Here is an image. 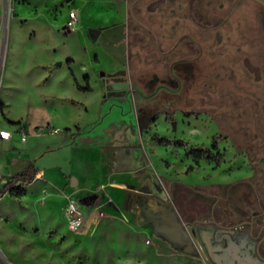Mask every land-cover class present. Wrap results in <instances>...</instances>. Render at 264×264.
I'll return each instance as SVG.
<instances>
[{"label": "rangeland", "instance_id": "obj_1", "mask_svg": "<svg viewBox=\"0 0 264 264\" xmlns=\"http://www.w3.org/2000/svg\"><path fill=\"white\" fill-rule=\"evenodd\" d=\"M221 1L225 4L222 9ZM234 1L199 0L198 8L205 13L210 9L213 18L209 15L208 25L216 26ZM241 5L245 8L236 12L227 23L229 31L218 37L221 29H213V45L198 36L204 51L213 52L217 62L214 70L195 71L193 76L182 72L180 86L167 83L169 91L163 90L162 83L152 88L139 86L138 97L152 94L151 98L140 102L141 105L149 109L153 99L161 100L156 114H164L166 119H159L154 126L152 121L145 123L142 125L145 133L139 136L140 142L146 144L152 167L158 174L150 191L116 185L118 192L113 196L107 195L106 187L90 194L73 195L71 199L81 205L85 215L84 224L72 230L64 214L68 202L64 206L62 194L50 187L46 188L48 192L42 191L46 183L43 177L29 185L27 203L15 201V197L0 201V264H206L203 258L179 252L154 235L150 224L139 222L130 203L141 195L157 194L171 199L179 207V197L185 195L189 209H193L196 205L193 199L199 194L197 190L207 191V183L214 176L217 179L222 174H234L240 168H248L250 161L257 164L260 159L264 161V154H256L252 149L260 141L249 135L245 137L249 129L254 132V128L247 127L253 125L254 119H264V6L255 0H242ZM71 8L78 9L80 17L77 25L70 29L66 22ZM113 12H122L125 17L128 12L126 2L0 0V127L16 126L5 119L17 117L28 118L32 123L53 119L63 124L80 121L84 125L99 116L103 84L99 78L108 80L107 91L116 92L111 89L112 76L102 74L112 67L113 58L103 52H99V57L94 51L90 41L99 49L102 45L93 38L90 29L102 31L103 26L97 22H108L109 13ZM197 30L211 34V29ZM193 48L191 55L198 52V47ZM240 54L250 55L258 66L255 71L260 75L255 77L256 84L247 66L245 72L237 71L235 75L225 71L232 66L228 58ZM69 59L75 61L77 71L91 73L93 84L87 77L85 86L92 90L94 85L95 92L77 91L73 87ZM194 65L196 69L205 66L204 61ZM46 68L53 69V74L43 83L42 78L47 77H43ZM3 77L5 86L2 85ZM155 92L159 93L156 97ZM179 94L181 97L177 102L168 103L169 98ZM180 108L181 112L178 111ZM228 122L232 126L228 127ZM53 128L57 127L45 125L37 133L58 135L68 131L63 128L54 131ZM227 133L231 139L225 137ZM30 135L28 142L14 139L0 145L2 154L9 152L14 156L15 153V157L22 154L15 161L18 163L16 168L34 156V147L38 143H35V136ZM213 138L218 144L216 149L212 148ZM82 143L57 151L51 157L55 156L54 162L65 171L78 175L83 180L82 185L95 186L101 156L86 147L88 140ZM193 148H202L220 158L221 166L214 169L217 167L213 165L214 161L205 158L196 164L189 154ZM190 166L192 168L188 169ZM53 172L61 178L59 170ZM65 180L66 185L70 184L71 176L67 175Z\"/></svg>", "mask_w": 264, "mask_h": 264}, {"label": "flooded vegetation", "instance_id": "obj_2", "mask_svg": "<svg viewBox=\"0 0 264 264\" xmlns=\"http://www.w3.org/2000/svg\"><path fill=\"white\" fill-rule=\"evenodd\" d=\"M124 1L128 8L126 36L129 41L143 43L149 54L143 59V66L155 71L153 77L145 83V87L152 88L157 83H162L163 90L167 91H169L167 83L180 86L182 72L193 76L195 71L211 72L215 69L217 62L214 60L213 52L209 50L205 52L199 38H204L206 43L213 45L215 38L213 29L218 31L221 29L222 33H218L217 36H222L230 30L227 23L232 20L231 18L245 8L241 5L242 0L234 1L230 11L218 24L210 26L208 22L211 19L208 17L210 15L213 18V14H210L212 11L208 9L205 13L199 10V0ZM219 5L223 8L225 4L221 1ZM197 28L211 29V34L199 32ZM182 29L186 30L179 33ZM122 36L121 27H117L99 32L98 38L105 46H110L113 38ZM193 46L198 47V52L191 55ZM153 53L156 55H152ZM205 54L207 55L204 56ZM252 59L246 54L228 58L232 61L230 62L232 66L225 71L235 75L237 71L245 72L247 66L248 73L253 76L256 84L255 77L260 74L256 73L258 66ZM200 61H204L205 66L196 69L194 63ZM158 73L165 76L161 77ZM158 94L155 92L154 96ZM163 95L167 97L166 93ZM177 97L169 98L168 103L177 102L181 95ZM160 101L153 99V106L145 111L151 113L152 119L158 115L156 112L162 103ZM259 120L254 119L253 125L247 126L254 128V132L249 129L245 132L247 134L245 137L250 136L259 140L260 142L252 149L256 154H264V119ZM226 125L232 126L230 122ZM225 137L231 139L228 133ZM214 146L217 148L218 144L213 138L212 148L216 149ZM234 149L239 152L237 148ZM214 164L217 165L215 161ZM247 166L245 169L240 168L242 174L232 180L212 182L208 185L207 191L197 190L199 194L193 199L196 203L193 209H189L185 195L179 197V207H176L171 199H164L159 195H141L133 199L130 206L138 214L139 220L147 219V208L153 204L150 197L157 196L162 201L170 200L185 227L191 226L190 231L196 236L204 252V256L201 253L195 256L203 258L206 264H264V161L260 159V164L250 161Z\"/></svg>", "mask_w": 264, "mask_h": 264}, {"label": "crops", "instance_id": "obj_3", "mask_svg": "<svg viewBox=\"0 0 264 264\" xmlns=\"http://www.w3.org/2000/svg\"><path fill=\"white\" fill-rule=\"evenodd\" d=\"M123 14L122 12L121 14L114 12L109 13L110 20L108 22H97L99 25L103 26L102 31L121 27L122 38H113L110 46H105L104 43L100 41V38H95L93 36L94 39H98L101 43L102 49H99L94 42L90 41L91 46H94V51H96L97 54L103 52L113 58V62L111 63L112 67L106 69L102 74L112 76L113 81L111 82V89L113 92L114 90L116 91L114 94L107 91L108 80L102 79L101 77L99 78L103 83L99 107L101 110L99 116L94 121L87 122L84 125L80 121H76L73 124H63L53 119H45L44 121H35L32 123L28 118L17 117L8 120H20L23 123L16 124V126L13 127L10 125H3L0 127L9 128L12 131V137L10 139L6 140L0 138V145L14 139L21 142H28L29 136H31L30 134H33V137L35 136V143H38V145L34 147L35 152L33 158L27 159L24 164L17 168L16 165H18V163L15 161L19 160L22 154H19L20 156L16 154L15 157V153L14 156L9 152L0 153V188L14 174L24 170L30 163H33L38 169L33 182L24 185L26 190L25 194L20 197H15L7 193L0 198V201L5 197H15V201L20 200L27 203L29 185L35 183L39 179H43V177H45L44 181L46 183L43 185L42 191L48 192L47 189L50 187L52 191L61 193L62 195L60 198L64 206L71 200L73 195L90 194L92 191L100 190L103 187H106V193L109 196H113L118 192L116 185L125 186L130 190L150 191L151 183H155V176L158 174L152 167L147 146L144 142H140L139 136H143L145 133L142 131V125L145 123L152 121V125L154 126L159 119H166L164 114H158L152 119L151 113L145 112L148 108L143 107L140 102L151 98V93L145 96L142 95L141 97L136 95L139 92V86L142 84L146 86L145 83L153 77L152 74H154L153 72L155 71L143 66V59L149 56L143 43L129 42L128 38L126 39L127 14L125 17ZM113 23H115V25L111 26ZM102 31L100 30V32ZM122 44L124 45L123 48H121ZM152 55L156 54L153 53ZM69 61H71V63L68 64L69 76L73 87L77 91L80 90L75 84V78L81 87H85V79L87 77L89 78V82L93 84L90 72L77 71L74 65L75 61L72 59H69ZM44 72L45 74L43 77H47L46 79L42 78V81L46 83L49 81L50 75L53 74V69L46 68ZM4 75L5 72L3 76ZM158 75L161 77L165 76L162 73H158ZM155 77L157 76L155 75ZM4 82L5 78L3 77V86H5ZM92 87L93 89L90 93L96 90L94 85H92ZM137 102H139V106H137ZM178 111L181 112V108ZM45 125L68 129V131L67 133H57L58 135H55L56 133L48 135L37 133L38 129L36 127L40 126V128H42V126ZM21 128H25L30 132V134H27V139L25 141L21 139V134L19 132ZM96 128H98V130ZM84 140L89 141V145L86 146L88 149L95 150V152L101 156L97 168L99 179L95 186H89L88 184L82 185L81 183L83 180H81L78 175L68 170L65 171L63 166L54 162L55 156L51 157L52 154L64 148L69 149L71 146H80V144H83L82 142ZM149 146L155 147V144H150ZM27 147L28 146H25V148ZM215 166L217 167L214 169H218L221 165ZM58 167H60V169ZM211 167L213 168V166ZM55 170H59V174L61 172V178L56 176L53 172ZM241 174L242 173L237 170L234 174H222L220 177H217V179L213 175L214 178L207 184L232 180L234 177L240 176ZM67 175L71 176V182L68 185H66L67 181L65 180Z\"/></svg>", "mask_w": 264, "mask_h": 264}, {"label": "water", "instance_id": "obj_4", "mask_svg": "<svg viewBox=\"0 0 264 264\" xmlns=\"http://www.w3.org/2000/svg\"><path fill=\"white\" fill-rule=\"evenodd\" d=\"M256 1L264 6V0ZM90 31L95 38L99 37V29L91 28ZM149 199L153 200V204L147 208L148 218L140 219L139 222L150 224L154 235L167 241L173 249L192 255L201 253L204 256L196 236L190 231L191 226L185 227L172 202L162 201L157 196Z\"/></svg>", "mask_w": 264, "mask_h": 264}, {"label": "trees", "instance_id": "obj_5", "mask_svg": "<svg viewBox=\"0 0 264 264\" xmlns=\"http://www.w3.org/2000/svg\"><path fill=\"white\" fill-rule=\"evenodd\" d=\"M71 62V61H69ZM72 72V71H71ZM73 74V72H72ZM75 84L77 85V88L82 91H91V88L89 86L81 87L76 78H75ZM8 123L11 124H20L21 121H10L6 119ZM37 129L40 128V126L36 127ZM216 148V146H214ZM189 154H191L195 160V163L198 164L199 161L202 158H205L207 160H214L217 165H220V158L213 157L208 151L197 148H193L191 151H189ZM192 166H190L188 169H191ZM38 172V169L33 163H30L24 170L21 172H18L14 174L1 188H0V198H2L5 194L9 193L11 196L20 197L23 194H25L26 190L24 185L29 184L33 182V180L36 177V174Z\"/></svg>", "mask_w": 264, "mask_h": 264}, {"label": "built area", "instance_id": "obj_6", "mask_svg": "<svg viewBox=\"0 0 264 264\" xmlns=\"http://www.w3.org/2000/svg\"><path fill=\"white\" fill-rule=\"evenodd\" d=\"M80 13L76 8H71L66 22L68 28H73L79 21ZM54 131H58L57 128H53ZM21 139L25 141L27 139V132L25 128L19 130ZM12 137V131L9 128H0V138L10 139ZM68 227L72 230H77L84 224L85 212L81 205L76 200H69L64 211Z\"/></svg>", "mask_w": 264, "mask_h": 264}, {"label": "bare ground", "instance_id": "obj_7", "mask_svg": "<svg viewBox=\"0 0 264 264\" xmlns=\"http://www.w3.org/2000/svg\"><path fill=\"white\" fill-rule=\"evenodd\" d=\"M122 38V37H121ZM124 47V45L122 44V47L121 48H123Z\"/></svg>", "mask_w": 264, "mask_h": 264}]
</instances>
